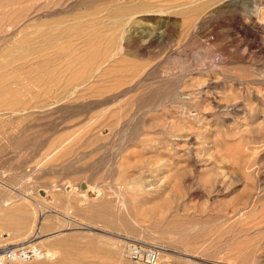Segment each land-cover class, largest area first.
<instances>
[{"label": "rangeland", "instance_id": "374dc122", "mask_svg": "<svg viewBox=\"0 0 264 264\" xmlns=\"http://www.w3.org/2000/svg\"><path fill=\"white\" fill-rule=\"evenodd\" d=\"M0 104L3 264H264V0H0Z\"/></svg>", "mask_w": 264, "mask_h": 264}, {"label": "bare ground", "instance_id": "6f19581e", "mask_svg": "<svg viewBox=\"0 0 264 264\" xmlns=\"http://www.w3.org/2000/svg\"><path fill=\"white\" fill-rule=\"evenodd\" d=\"M57 14H59V13H57ZM54 15L56 16V14H54ZM122 19H123V18H122ZM117 20H118V19H117ZM116 22H117V21H116ZM122 22H123V20H122ZM129 22H130V21H129ZM49 23H50V22H49ZM52 23H53V22H52ZM60 23H61V22H60ZM63 23H64V22H63ZM75 23H77V22H74L73 24H75ZM117 23H121V21L119 20V22H117ZM66 24H67V23H66ZM66 24H64V25H66ZM69 24H70V23H69ZM79 24H80V23H79ZM79 24H77V25H79ZM105 24H106V22H105ZM114 24H116V23L114 22ZM50 25H51V24H50ZM71 25H72V24H71ZM71 25H70V26H71ZM90 25H91V24H90ZM116 25L118 26L119 24H116ZM48 26H49V25H48ZM48 26H47V30H49L50 28H52V26H51V27L48 29ZM54 26L56 27V25H53V28H54ZM107 26H108V25H107ZM58 27H59V26H58ZM61 27H62V25H61ZM61 27H60V28H61ZM64 27H65V26H63V28H64ZM71 27H72V26H71ZM74 27H76V25L73 26V28H74ZM89 27H90V26H89ZM53 28H52V29H53ZM76 28L78 29V27H76ZM79 28H80V26H79ZM113 28H114V26H113ZM115 28H116V27H115ZM64 29H65V28H64ZM64 29H63V30H64ZM70 29H71V28H70ZM74 29H75V28H74ZM118 29H119V28H118ZM53 30H54V29H53ZM55 30H56V29H55ZM63 30H62V31H63ZM71 30H72V29H71ZM64 31H66V30H64ZM64 31H63V33H64ZM60 32H61V31H60ZM68 32H69V28H68ZM68 32H65V34H66V33L68 34ZM74 32H75V31H74ZM120 32H121V31H120ZM50 33H51V32H50ZM50 33H49V34H50ZM56 33H57V31H56ZM69 33H70V32H69ZM108 33H109V32H108ZM116 33H117V31H116ZM116 33H112L113 36H114V34H116ZM118 33H119V30H118ZM118 33H117V34H118ZM60 34H62V32H61ZM71 34H72V33H71ZM117 34H116V35H117ZM119 34H120V33H119ZM51 35H53V33H51ZM57 35H58V34H57ZM68 35H70V34H68ZM68 35H67V36H68ZM73 35H74V34H73ZM77 35H78V32H77ZM122 35H123V34H122ZM49 36H50V35H49ZM62 36H63V35H61L60 38H62ZM64 36H65V35H64ZM67 36H65V37L67 38ZM53 37H54V35H53ZM55 37H56V34H55ZM55 37H54V38H55ZM72 37L75 38V36H72ZM77 37H78V36H77ZM77 37H76V38H77ZM94 37H95V36H94ZM123 37H124V36H123ZM123 37H122V38H123ZM63 38H64V37H63ZM66 38H65V40H66ZM68 38L71 39V37H68ZM74 38H72V39H74ZM95 38H96V37H95ZM115 38H116V37H115ZM70 39H68V40H66V41H67V42H71ZM99 39H100V38H99ZM99 39H98V40H99ZM118 39H119V38H118ZM48 40H49V41H48ZM51 40H52V37H51ZM56 40H58V39H56ZM102 40H103V39H102ZM115 40H116V39H115ZM47 41L50 42V39H47ZM53 41H54V40H53ZM61 41H63V39H61ZM73 41H75V40H73ZM73 41H72V43L68 46V48H69L71 45L73 46V48H75V46L73 45V43H74ZM76 41H77V39H76ZM89 41H92V39L89 40ZM122 41H123V40H122ZM50 43H51V42H50ZM50 43H49V44H50ZM52 43L55 44L56 42L54 41V42H52ZM52 43H51V44H52ZM75 43H76V42H75ZM57 44H58V43H57ZM57 44H56V45H57ZM59 45H60V43H59ZM57 46H58V45H57ZM70 48H71V47H70ZM61 51H63V50H61ZM69 51H70V50H69ZM75 51H76V50H75ZM71 52H72V48H71ZM64 53H65V52H64ZM119 53H120V52H119ZM68 54H69V53H68ZM72 54H73V53H72ZM79 54H80V53H79ZM121 54H122V52H121ZM58 55H61V53H59ZM62 55H63V56L67 55V52H66L65 54H62ZM93 55H94V54H93ZM93 55H91L90 57H92ZM114 55H115V54H114ZM63 56H61V57H63ZM117 56H118V55H117ZM65 57H66V56H65ZM67 57H68V56H67ZM76 57H77V56H76ZM76 57H75V58H76ZM82 57H83V56H82ZM94 57H95V56H94ZM94 57H93V58H94ZM119 57H120V55H119ZM59 58H60V57H59ZM63 58H64V57H63ZM83 58H84V57H83ZM85 58H86V57H85ZM122 58H123V57H122ZM61 59H62V58H61ZM61 59H60V60H61ZM69 59H71V58H69ZM72 59H73V57H72ZM89 59H91V58H89ZM89 59H87V60L89 61ZM105 59H106V57H105ZM119 59H120V58H119ZM73 60H74V59H73ZM73 60H72V61H73ZM62 61H63V59H62ZM77 61H78V60H77ZM81 61H82V58L80 59V62H81ZM120 61H121V60H120ZM123 61H124V59H123ZM123 61H122V62H123ZM66 62H67V61H66ZM67 63H68V62H67ZM69 63H70V62H69ZM73 63H74V62H73ZM76 63H77V62H76ZM82 63H83V62H82ZM79 64H80V63H79ZM87 64H88V63H87ZM102 64H104V63H102ZM108 64H109V62H108ZM77 65H78V64H77ZM106 65H107V63H106ZM75 66H76V65H74V67H75ZM84 66H85V64H84ZM85 67H86V68H90V67H87V65H86ZM99 67H100V66H99ZM96 68H98V67H96ZM103 68H105V66H104ZM71 70H73V69H71ZM84 70H85V69H84ZM86 70L88 71V69H86ZM86 70H85V72H84L85 76H86V75H89V74H88L89 72H87ZM92 70H94V68H93ZM64 71H66V70H64ZM89 71H90V69H89ZM95 71L98 72L97 69H96ZM95 71H92V72H95ZM68 72H70V70H69ZM72 72H73V71H72ZM86 72H87V74H86ZM92 72H91L90 75H94V73H92ZM97 72H96V74H97ZM99 72H100V71H99ZM102 72H103V71H102ZM104 72H106V71H104ZM70 73H71V72H70ZM84 74L81 73L82 76H83ZM104 74H105V73H104ZM104 74L102 73L101 75H99V73H98V76H101V77H102ZM106 74H110V73H106ZM67 75L70 76V74H67ZM81 75L78 76V77H80L79 79L77 78V79L79 80L78 82H79L80 84H81V82H82V81H80V79H82V78H81ZM69 76H68V77H69ZM76 76H77V75H76ZM96 76H97V75H96ZM104 76H105V75H104ZM107 76H109V75H107ZM65 77H67V76H65ZM71 77H72V76H71ZM83 77H84V76H83ZM86 77H88V76H86ZM86 77H85V78H86ZM91 77H92V76H91ZM91 77H90V78H91ZM93 77H95V76H93ZM93 77L91 78L92 80H93ZM56 78H57V77H56ZM88 78H89V77H88ZM96 78H98V80H99L100 77H96ZM105 78H106V77H105ZM64 79H65V78H64ZM64 79H63V80H64ZM68 79H69V78H68ZM91 79H90V80H91ZM85 80H86V79H85ZM88 80H89V79H88ZM90 80H89V81H90ZM94 80H95V79H94ZM111 80H112V79H111ZM65 81L68 82V80H65ZM99 81H101V80H99ZM99 81H97V82H98L99 84H101V82H99ZM103 81H104V80H103ZM63 82H64V81H63ZM70 82H71V81H70ZM78 82H77V84H78ZM83 82H84V84H85V83L88 82V81H86V82L83 81ZM97 82H96V83H97ZM65 83H66V82H65ZM65 83H64V84H65ZM71 83H72V82H71ZM112 83H113V82H112ZM64 84H62V85H60V86H63ZM69 84H70V83H69ZM69 84H67V86H71V85H69ZM77 84H76V85H77ZM84 84H83V85H84ZM88 84H90V83L88 82ZM91 84H93V85L95 86L94 83H91ZM78 85H79V84H78ZM78 85H77V87H78ZM93 85H91V86H93ZM64 86H65V85H64ZM72 86H74V85H72ZM79 86H80V85H79ZM85 86H86V85H85ZM87 86H88V85H87ZM87 86L84 87V89L87 88ZM91 86L89 85L90 88H91ZM96 86H98V85H96ZM96 86H95V87H96ZM58 87H59V86H58ZM74 87H76V86H74ZM95 87H92L91 89H93V88H95ZM59 88H60V87H59ZM59 88H57V89H58L57 91H59ZM63 88H64V87H63ZM68 88H70V87H68ZM68 88H67V90H68ZM71 88H72V87H71ZM90 88H89V90L91 91ZM97 88H98V87H96L95 89H97ZM64 89H65V91H66V88H64ZM79 89H80V88H79ZM84 89H82V90H84ZM87 89H88V88H87ZM102 89H103V87H102ZM112 89H113V88H112ZM53 90H54V89H53ZM70 90H71V89L68 90V91H69L68 94L71 93V95H74V94L76 93V92H72V91L70 92ZM72 90H73V89H72ZM76 90H77V89H76ZM82 90H81V91H82ZM85 90H86V89H85ZM61 91H62V90H61ZM61 91H60V93H61ZM73 91H74V90H73ZM81 91L79 90V92H81ZM86 91H88V90H86ZM79 92H78V90H77V93H79ZM7 93H8V92H7ZM73 93H74V94H73ZM4 94H5V93H4ZM6 95H7V94H6ZM71 95H69V96H71ZM4 96H5V95H4ZM62 96H63V95H62ZM64 96H66V95L64 94ZM74 96H75V95H74ZM66 97H67V96H66ZM66 97H65V98H66ZM60 98H61V97H60ZM62 98H63V97H62ZM66 99H67V98H66ZM18 101H19V100H18ZM6 104H7V103H6ZM0 105H1V104H0ZM4 105H5V104H4ZM5 112H6V111H5ZM19 113H20V112H19ZM55 142H57V141H53V143H51V148H50V150H47V151L44 150V151H45V152H49V151H51V149H52V144H54ZM57 143H58V142H57ZM57 143H56V145H57ZM59 144H60V143H59ZM54 146H55V144L53 145V148H54ZM61 146H62V145H61ZM60 148H61V147H60ZM46 149H47V148H46ZM58 149H59V148H58ZM61 149H63V148H61ZM66 149H68V148H66ZM59 150H60V149H59ZM59 150H57V151H59ZM44 151H43V152H44ZM57 151H56V150H53V155H54V152H57ZM63 152H64V151H63ZM44 154H45V153H44ZM60 154H61V153H60ZM50 155H52V154H50ZM50 155H49V156H50ZM64 155H65V154H64ZM40 156H41V155H40ZM92 195H93V194H92ZM91 198H93V199H91ZM91 198H90V199L93 200V202H95V201H94V200H95L94 197L91 196ZM88 199H89V198H88ZM88 199H87V200H88ZM96 203H98V202H96ZM100 203H101V202H100ZM100 203H98V204H100ZM102 203H104V202L102 201ZM92 204H93V203H92ZM98 204H97V205H98ZM103 205H105V208L108 206L106 203L103 204ZM106 205H107V206H106ZM101 206H102V204H101ZM96 207H97V206H96ZM102 207H103V206H102ZM102 207H100V205H99L98 208L101 209ZM92 208H93V207H92ZM100 209H99V210H100ZM104 210H105V209H104ZM100 211H101V210H100ZM102 211H103V210H102ZM17 212H18V211H17ZM97 213H98V212H97ZM100 213H101V212H99V214H100ZM105 214H106V213H105ZM97 216H98V215H97ZM97 216H96V217H97ZM119 216H120V215H119ZM39 220H40V219H39ZM38 223H40V222H38ZM126 224H127V223H126ZM55 245H57V244H55ZM58 245H59V244H58ZM52 249H53V248H52ZM159 249H160V248H159ZM163 250H164V252H165V249H161V251H163ZM119 251H120V250H119ZM119 251H118V252H119ZM161 251H160V254H161ZM48 252H49V251H48ZM168 253H169V252H168ZM164 254H165V253H164ZM50 255L52 256V255H54V253H53V254L50 253ZM159 256H160V255H159ZM64 257H65V256H64ZM64 257H63V258H64ZM63 258H60V259H63ZM65 258H66V257H65ZM159 260H160V257H159ZM60 261H61V260H60ZM66 262H67V261H66ZM66 264H67V263H66Z\"/></svg>", "mask_w": 264, "mask_h": 264}, {"label": "built area", "instance_id": "2783aa9c", "mask_svg": "<svg viewBox=\"0 0 264 264\" xmlns=\"http://www.w3.org/2000/svg\"><path fill=\"white\" fill-rule=\"evenodd\" d=\"M126 255L133 262L142 264H158L160 249L156 246L146 245L140 242H132L128 245ZM24 257V252L20 250L6 251L0 257V264Z\"/></svg>", "mask_w": 264, "mask_h": 264}]
</instances>
